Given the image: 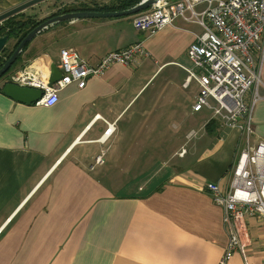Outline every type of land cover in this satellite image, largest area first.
I'll use <instances>...</instances> for the list:
<instances>
[{
  "label": "crops",
  "instance_id": "1",
  "mask_svg": "<svg viewBox=\"0 0 264 264\" xmlns=\"http://www.w3.org/2000/svg\"><path fill=\"white\" fill-rule=\"evenodd\" d=\"M26 1L0 0V13ZM134 17L55 23L33 38L9 72L6 79L24 70L51 76L50 63L58 66L63 48L76 49L93 65L139 41L148 51L88 77L83 88L76 81L63 87L53 106L22 103L0 92V264H217L225 251L226 212L204 185L217 182L229 191L246 134L221 125L208 133L212 113L203 122L199 114L208 109L194 111L199 87L184 85L183 64H191L186 49L200 27L178 19L149 32L135 29ZM261 67L253 145L264 140V61ZM160 75L154 96L137 104L142 89ZM180 95L191 103L188 121L194 125L197 118L205 133L191 139L196 133L187 131V153L173 154L180 163L148 168L126 191L111 176L112 170L132 169L119 156H128L131 141L142 138L138 125H147L153 111L154 122L165 123L171 138L178 129L173 125ZM111 123L116 131L105 140ZM98 155L102 164H96ZM239 225L244 249L228 264H264V217L250 215Z\"/></svg>",
  "mask_w": 264,
  "mask_h": 264
},
{
  "label": "built area",
  "instance_id": "2",
  "mask_svg": "<svg viewBox=\"0 0 264 264\" xmlns=\"http://www.w3.org/2000/svg\"><path fill=\"white\" fill-rule=\"evenodd\" d=\"M198 24L199 32L187 56L191 62L183 67L187 72L185 86L197 84L194 111L207 108L222 126L238 128L246 134V145L231 167L232 180L226 193L217 182H207L213 201L226 212L229 231L228 245L217 264H228L237 251L244 249L240 222L250 215L264 217V140L251 143L254 133L252 115L258 101L261 66L264 61V0H158L149 9L135 14L133 27L156 32L176 20ZM143 42L133 43L120 50L108 52L98 64H91L74 48L60 51L58 67L62 76L56 82L24 70L11 75V81L43 90L36 102L53 106L59 91L76 81L80 88L90 76L103 75L115 63L128 64L145 51ZM252 90V94L249 92ZM111 123L106 138L116 131ZM185 147L179 151L184 156ZM103 163V155L96 164Z\"/></svg>",
  "mask_w": 264,
  "mask_h": 264
},
{
  "label": "rangeland",
  "instance_id": "3",
  "mask_svg": "<svg viewBox=\"0 0 264 264\" xmlns=\"http://www.w3.org/2000/svg\"><path fill=\"white\" fill-rule=\"evenodd\" d=\"M86 1L87 3H93V2L94 3H108L111 0H86ZM56 2L57 0H46L38 4L36 7L31 6L27 8L23 12L27 16L36 15L38 19L44 18L54 8L55 6L54 3ZM149 8L150 7H148L147 9ZM35 10L37 11L36 14L34 13ZM105 18H110V17H105ZM13 45H14V40L9 42L8 44L9 48H12ZM147 55H148V51L144 53L143 56L141 57H145ZM185 77L184 75H182L181 80H184ZM161 81H162L161 75L151 80V82H149L147 86L144 89H142V91L136 97L135 100L138 99V102L136 103L138 104L142 100L146 101V99L150 97L151 95L153 97L155 88L158 86V84ZM252 93L253 92L251 90L249 94L251 95ZM178 101H180L179 110L177 113V118L174 121L176 124L173 125V126H177L178 129L174 132L173 134L174 137L171 136L170 138L169 130L165 132V129H164L165 123H161V122L155 123L154 122V115H153L154 111H153L151 114H149L151 116V120L147 123V125L146 124L138 125V127L142 129V131H140V135L142 138L137 141H131L133 145H131L130 151L126 153L128 156H124L123 154L122 156H119V158L124 161L125 165L127 166V169L128 168L130 169L132 168V169L124 173L112 170L111 176L116 177L118 181L123 183L126 191L130 189L134 184L138 185V183L142 181V179L139 177L144 175L145 172L148 170V168L151 169L152 167L157 166L158 164H161V162L169 161V163L174 164V162L177 161V163H180L182 159H180V157L179 158L173 157V154L174 153L177 154L176 151H181V148L183 146H185V148L188 146V145L186 146L187 142L184 141L183 139L187 131L190 130L196 133L194 134V137L191 139H196V138L198 139L201 136V134L205 133V129H203V125H200L201 122L197 118H195V120L198 123H195L194 125H191L190 122L188 121V118L185 112L186 111L189 112L191 110V108L188 106V105H191V103L187 101V97L186 96L183 97L182 95H180ZM210 112L211 111L209 110H204L202 113L200 112L199 116L202 118L203 122L209 118V116L211 115ZM158 116L159 114L157 115V117ZM211 119H215V118L212 116ZM217 122L219 123L218 125H221V122H219L218 120ZM146 128H148L147 131H152L151 134L148 132L145 133ZM144 135L148 136V138L144 139L143 138ZM125 142L127 143L128 141L125 140ZM183 160L187 162V159H183Z\"/></svg>",
  "mask_w": 264,
  "mask_h": 264
},
{
  "label": "water",
  "instance_id": "4",
  "mask_svg": "<svg viewBox=\"0 0 264 264\" xmlns=\"http://www.w3.org/2000/svg\"><path fill=\"white\" fill-rule=\"evenodd\" d=\"M43 1H46V0H28L3 13H0V23H2L5 19L19 12H23L27 8L34 6ZM157 1L158 0H142L132 8L122 10V11H117V12L116 11H74V12H68V13L53 16L45 20L38 26H36L34 29H32L26 35V37L19 43V45L10 55V57L5 61L3 66L0 68V78L4 76L11 69V67L17 61L19 55L22 53V51L24 50L28 42L31 41L37 34L41 33L44 29L48 28L51 25H54L55 23L62 22V21L64 22V21H69V20L81 19V18H87V17L99 18V17H104V16L105 17H118V16L135 15L147 9L148 7H151ZM9 42L10 41H9L8 35L0 36V54L5 48H7ZM50 70H51V76H50L51 82H56L57 80L61 78L62 71L54 62L50 63ZM0 90H1L0 92L12 98L13 100L26 103V104L37 102L43 95V90L39 88L20 85L9 79H6L4 81V83L0 87Z\"/></svg>",
  "mask_w": 264,
  "mask_h": 264
},
{
  "label": "trees",
  "instance_id": "5",
  "mask_svg": "<svg viewBox=\"0 0 264 264\" xmlns=\"http://www.w3.org/2000/svg\"><path fill=\"white\" fill-rule=\"evenodd\" d=\"M58 1V0H57ZM142 0H111L108 3H87L86 2H78V3H66V4H60L56 5V10L51 13L48 17H45L43 19H38L36 16L33 15H25L24 12H19L7 19H5L0 26L2 28L0 32V36L7 35L10 39L16 40V45H19V43L26 37V35L34 29L36 26L44 22L45 20L64 13L68 12H74V11H122L129 8L134 7L136 4H138ZM32 41V40H31ZM29 41L22 53L19 55L17 61L13 64L11 68L16 66L18 61L21 59L23 52L28 48L29 44L31 43ZM11 52L4 53L3 55H0V67L5 63V61L9 58ZM1 91V90H0ZM219 123L215 119H210L208 123L205 125V128L207 132L209 133L210 130H214L216 132L219 129Z\"/></svg>",
  "mask_w": 264,
  "mask_h": 264
},
{
  "label": "flooded vegetation",
  "instance_id": "6",
  "mask_svg": "<svg viewBox=\"0 0 264 264\" xmlns=\"http://www.w3.org/2000/svg\"><path fill=\"white\" fill-rule=\"evenodd\" d=\"M86 2V0H80V1H78V2ZM50 15H51V13H50ZM34 16V15H33ZM3 23V22H2ZM2 23H0V26L2 25ZM1 30H2V28L0 27V32H1ZM8 35V34H7ZM12 40H14V45H13V47L12 48H9V46H7V48H5L2 52H1V54L0 55H3L4 53H9V52H11V54L13 53V51L16 49V47L18 46V45H16V40L15 39H10L9 38V41L11 42ZM10 54V55H11ZM10 57V56H9ZM3 66V65H2ZM1 66V67H2ZM0 67V68H1ZM13 68H11L4 76H2L1 78H0V87H1V85L3 84V82H4V80H6V78H8V75H9V72L12 70Z\"/></svg>",
  "mask_w": 264,
  "mask_h": 264
}]
</instances>
